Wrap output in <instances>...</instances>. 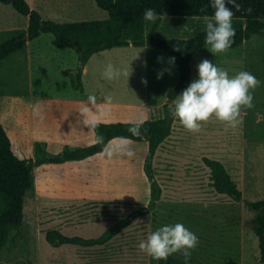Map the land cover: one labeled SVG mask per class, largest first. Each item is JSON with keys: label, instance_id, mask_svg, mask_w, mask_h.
I'll use <instances>...</instances> for the list:
<instances>
[{"label": "rangeland", "instance_id": "374dc122", "mask_svg": "<svg viewBox=\"0 0 264 264\" xmlns=\"http://www.w3.org/2000/svg\"><path fill=\"white\" fill-rule=\"evenodd\" d=\"M27 1L43 18L56 22L109 16L95 0ZM1 5L9 9L4 24L10 28L0 32V43L26 34L28 16L11 4ZM203 17L166 15L153 34L160 38L195 36L205 30ZM15 24L21 27L14 28ZM153 24L145 21L146 33L152 31ZM245 24L246 18L232 17L233 28ZM52 39V33H41L28 39L24 49L0 60V123L18 157H39L40 149L54 155L95 143L94 121L138 124L168 116L171 132L152 156L147 139L117 137L105 147L112 151L111 156L104 149L79 160L35 166L32 186L25 195L22 226L14 232V242L0 249V262L159 264L139 249V243L159 227L181 223L199 240L188 264H257L260 247L253 228L257 211L247 201L264 198V37L254 34L226 53L212 54L205 45L193 55L190 83L198 78L197 65L203 59L227 70L230 77L248 71L261 82L253 92L254 107L242 110L240 125L228 127L213 116L202 122L196 133L185 130L171 114L175 99H168V91L177 84L179 69L176 61L168 62L172 57L168 52L133 44L94 52L81 65L80 90L71 85L67 72L79 64L77 53L71 47L55 46ZM109 63L130 72L129 77L104 79L102 73ZM164 69L168 71L157 79ZM89 95L96 97L97 106L88 105L90 111L83 113ZM37 105L42 120L33 113ZM117 146L122 147L117 150ZM127 149L135 155H125ZM204 156L224 163L242 192L240 200L213 187ZM152 180L161 187L155 208L138 214L106 244L54 246L47 241L46 232L53 228L67 235H100L120 218L148 204ZM173 256L185 262L180 253Z\"/></svg>", "mask_w": 264, "mask_h": 264}, {"label": "trees", "instance_id": "16d2710c", "mask_svg": "<svg viewBox=\"0 0 264 264\" xmlns=\"http://www.w3.org/2000/svg\"><path fill=\"white\" fill-rule=\"evenodd\" d=\"M2 3L11 4L18 12L29 17L27 33L19 34L0 43V60L11 53L25 48L27 40L37 37L41 33H52V43L57 47H71L78 56L79 64L75 70L68 69L71 74V85L82 90V67L90 56L99 50L117 45L133 44L151 45L168 52L179 69L177 84L168 91V99L173 101L190 84L191 60L193 55L205 46V30L188 38L171 37L160 38L153 34L160 19H157L150 33L145 31L143 12L153 8L156 12L165 15H212L214 10L208 7L210 0H95L96 4L108 11L106 19H93L81 21L56 22L45 19L41 14L30 7L27 0H0ZM241 4V11L235 12L231 5H226L233 12V17L246 18V24L235 29L234 43L231 47L238 46L254 34L264 37V0H237ZM202 7L206 12H201ZM251 9L245 12L244 9ZM179 50H175V49ZM168 104V103H167ZM170 104V103H169ZM93 123V122H92ZM91 123V125H92ZM97 125L94 131L104 137L103 144L91 143L77 148H66L54 155H46L40 149L39 157L21 158L13 149L10 137L5 127L0 123V249L9 241L14 242V232L18 231L23 223L24 200L27 191L31 188L33 177L32 170L35 166L46 162L61 163L67 160H79L94 155L105 149L113 138H128L133 140L147 139L149 156H152L160 143L171 132V120L168 116L145 120L141 127V136L135 137L128 132V128L135 123L129 121H94ZM210 168V177L213 187L226 193L236 200L242 198V192L224 163L217 158L203 157ZM148 177L153 178L150 164H146ZM161 195V187L157 181L152 180L150 200L147 205L139 207L113 225L106 228L100 235L84 237L81 235H67L59 229H49L46 239L54 246L63 243L81 246H97L109 242L114 236L126 228L138 214H146L155 208ZM247 204L257 211L253 222L254 231L258 237L260 247V261L264 264V198L247 201ZM0 264H20L2 263ZM159 264H185L179 258L171 255Z\"/></svg>", "mask_w": 264, "mask_h": 264}, {"label": "clouds", "instance_id": "9594fccd", "mask_svg": "<svg viewBox=\"0 0 264 264\" xmlns=\"http://www.w3.org/2000/svg\"><path fill=\"white\" fill-rule=\"evenodd\" d=\"M226 5H231L235 12L241 11V4L237 0H210L208 7L214 12L212 15L203 17L205 24V44L210 46L208 50L212 54L226 53L234 43L235 29L232 26L234 12ZM201 12H206L202 7ZM251 12V9H244ZM143 19L148 22H155L157 19H166L164 13H157L153 8H147L143 12ZM175 50H179L178 48ZM137 57V56H136ZM158 61L161 58H157ZM168 62L174 64L175 58L170 57ZM164 69L157 74L161 78ZM198 78L194 79L176 97L171 105V114L189 132H199L202 122L209 121L213 116L225 122L228 127L235 128L242 123V110L254 107L253 92L260 86V81L248 71H240L234 76H229L227 70L216 66L212 61L203 59L197 65ZM121 75L129 77L130 72L121 71L113 64L105 66L102 76L106 80L118 79ZM146 84V80H142ZM110 102V98H105ZM88 105L97 106V99L93 95L87 97V103L83 107V113L90 111ZM33 113L39 119H43L39 105L34 106ZM246 114V113H245ZM88 126V122L83 121ZM142 121L128 128L132 136H141ZM97 125L93 122L91 125ZM126 140L127 138H122ZM95 143L103 144L104 137L95 135ZM122 146H117V150ZM107 155L111 156L112 151L105 148ZM128 157L135 153L131 149L124 152ZM142 223L141 221H136ZM199 243L198 237L188 230L183 224L164 225L155 231L150 232L146 239L142 240L138 247L153 260H167L169 256L180 253L188 264L192 251Z\"/></svg>", "mask_w": 264, "mask_h": 264}, {"label": "crops", "instance_id": "0c3cea01", "mask_svg": "<svg viewBox=\"0 0 264 264\" xmlns=\"http://www.w3.org/2000/svg\"><path fill=\"white\" fill-rule=\"evenodd\" d=\"M1 4H6V3H2V2H0V32H3V31H5L6 29H9L10 28V26L9 25H5L4 24V21H5V17H6V15H7V13L9 12V9L7 8V7H5V5H1ZM28 20H29V17H28ZM26 19L24 20V27H26ZM160 24V23H159ZM159 26V25H158ZM157 26V27H158ZM14 28H16V27H21V26H19V25H14L13 26ZM84 71V70H83Z\"/></svg>", "mask_w": 264, "mask_h": 264}, {"label": "bare ground", "instance_id": "6f19581e", "mask_svg": "<svg viewBox=\"0 0 264 264\" xmlns=\"http://www.w3.org/2000/svg\"><path fill=\"white\" fill-rule=\"evenodd\" d=\"M66 7V6H65ZM66 9V8H65Z\"/></svg>", "mask_w": 264, "mask_h": 264}]
</instances>
